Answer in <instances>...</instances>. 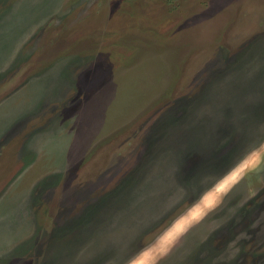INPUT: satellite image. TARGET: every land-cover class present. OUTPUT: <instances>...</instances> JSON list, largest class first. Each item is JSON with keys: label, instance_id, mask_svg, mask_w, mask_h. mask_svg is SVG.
Segmentation results:
<instances>
[{"label": "rangeland", "instance_id": "rangeland-1", "mask_svg": "<svg viewBox=\"0 0 264 264\" xmlns=\"http://www.w3.org/2000/svg\"><path fill=\"white\" fill-rule=\"evenodd\" d=\"M145 253L264 264V0H0V264Z\"/></svg>", "mask_w": 264, "mask_h": 264}, {"label": "snow or ice", "instance_id": "snow-or-ice-1", "mask_svg": "<svg viewBox=\"0 0 264 264\" xmlns=\"http://www.w3.org/2000/svg\"><path fill=\"white\" fill-rule=\"evenodd\" d=\"M256 162H257V156L254 154L252 159H250L245 164H243L241 168L238 170V172L242 173L246 167H248L249 165H254ZM237 178H238V174L234 173L231 177L228 178V180H225V182L222 183L216 191L217 192L223 191L225 186L228 184L229 180L235 181ZM204 202L206 203V205L211 206L213 204V194H209L208 196H206L204 198ZM196 215H198V210L196 212H193V216H196ZM147 256H148V253H145L143 258L136 261V264H145V258H147Z\"/></svg>", "mask_w": 264, "mask_h": 264}]
</instances>
